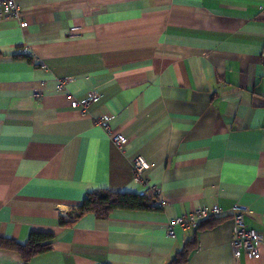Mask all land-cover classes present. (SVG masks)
<instances>
[{
  "label": "crops",
  "instance_id": "1",
  "mask_svg": "<svg viewBox=\"0 0 264 264\" xmlns=\"http://www.w3.org/2000/svg\"><path fill=\"white\" fill-rule=\"evenodd\" d=\"M15 1L19 18L0 19V239L52 234L26 264H170L193 238L184 264H264V0ZM149 186L163 206L59 222L88 192ZM235 203L258 257L230 246ZM213 205L214 226L167 235ZM20 262L0 246V264Z\"/></svg>",
  "mask_w": 264,
  "mask_h": 264
},
{
  "label": "built area",
  "instance_id": "2",
  "mask_svg": "<svg viewBox=\"0 0 264 264\" xmlns=\"http://www.w3.org/2000/svg\"><path fill=\"white\" fill-rule=\"evenodd\" d=\"M19 8L15 0H0V19L5 18H19ZM21 27H26L27 22L21 21ZM98 97V92L92 90L89 92L88 96L83 99L81 102L76 100L71 101L72 106H77L78 104L82 105L83 110L85 107L93 100H96ZM97 123L102 126V128L110 135V139L118 146H122L127 142V138L120 132H113L109 125V118L107 116H100L97 118ZM132 166L134 170L135 178L147 184L146 171L151 168V164L142 156H137L132 161ZM152 193L156 198L157 203L160 206H163L166 202L164 197L160 192L154 187L149 186L147 191ZM230 212L233 219V227L230 236V246L237 252L239 249H242L244 254L250 257L259 256V247L262 243V236L259 231L254 228L247 227L245 224V214L247 208L239 203H235L230 208ZM223 213V210L218 205L200 206L194 208L192 211L181 214L177 217L170 218L166 225V233L168 236L173 237L175 235L174 227L179 226L182 229H189L196 227L197 223L205 218L212 216H220ZM24 264V262H20Z\"/></svg>",
  "mask_w": 264,
  "mask_h": 264
},
{
  "label": "trees",
  "instance_id": "3",
  "mask_svg": "<svg viewBox=\"0 0 264 264\" xmlns=\"http://www.w3.org/2000/svg\"><path fill=\"white\" fill-rule=\"evenodd\" d=\"M155 201L156 198L152 193L113 192L107 189H99L86 194L81 204L72 211L70 220L60 217L59 222L61 225H71L75 220L88 213L94 214L97 218H104L116 209L153 210L156 208ZM215 224L216 217H208L200 220L195 230L202 227H212ZM52 237L50 233L33 232L24 243L10 239H0V246L16 250L24 264H26L32 256L49 248ZM195 248L196 239L186 241L182 249L171 258L170 264H184Z\"/></svg>",
  "mask_w": 264,
  "mask_h": 264
}]
</instances>
